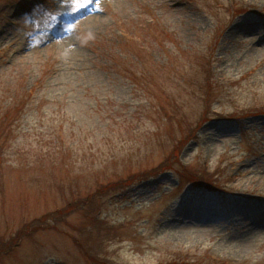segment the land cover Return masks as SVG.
I'll return each instance as SVG.
<instances>
[{"label": "rangeland", "instance_id": "rangeland-1", "mask_svg": "<svg viewBox=\"0 0 264 264\" xmlns=\"http://www.w3.org/2000/svg\"><path fill=\"white\" fill-rule=\"evenodd\" d=\"M261 110L264 0H0V264H264Z\"/></svg>", "mask_w": 264, "mask_h": 264}, {"label": "trees", "instance_id": "trees-1", "mask_svg": "<svg viewBox=\"0 0 264 264\" xmlns=\"http://www.w3.org/2000/svg\"><path fill=\"white\" fill-rule=\"evenodd\" d=\"M211 85V83H209L208 82V86H210ZM208 101V106H209V99L207 100ZM208 106H207V108H208ZM262 112H264V110H261ZM209 110L207 111V110H205V113H204V115H207V114H209ZM245 115V114H244ZM247 115V114H246ZM205 116H204V118H201V120H202V122L205 120ZM202 122H199L197 125H200ZM197 127V126H196ZM194 128V129H189L188 131H186L185 133H183L184 135L182 136H180V137H178V140H177V142H176V147L175 148H173L172 149V151H173V155H174V159H177V157L179 156V154H180V146L182 145V144H184L185 142H187L189 139H191L192 137H194L195 136V133H196V130H197V128ZM167 168V167H166ZM188 173V172H187ZM186 173V174H187ZM208 175V174H207ZM190 180H192V181H196V179L195 178H193V177H191L190 178ZM126 181H129V180H126ZM193 183H195L194 185L196 186V187H199V188H202V189H208V188H212L213 187V185L211 184V182L210 181H203V182H193ZM215 188V187H214Z\"/></svg>", "mask_w": 264, "mask_h": 264}, {"label": "snow or ice", "instance_id": "snow-or-ice-1", "mask_svg": "<svg viewBox=\"0 0 264 264\" xmlns=\"http://www.w3.org/2000/svg\"><path fill=\"white\" fill-rule=\"evenodd\" d=\"M245 23H246V25H247L248 27H253L254 24H255V22H254V21H251V20L246 21Z\"/></svg>", "mask_w": 264, "mask_h": 264}]
</instances>
